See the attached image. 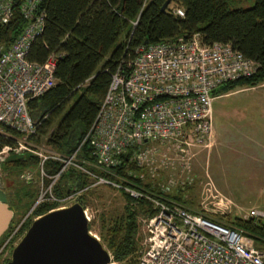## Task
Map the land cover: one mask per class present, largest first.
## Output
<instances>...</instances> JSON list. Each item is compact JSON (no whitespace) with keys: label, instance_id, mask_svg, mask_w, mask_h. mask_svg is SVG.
<instances>
[{"label":"built area","instance_id":"2783aa9c","mask_svg":"<svg viewBox=\"0 0 264 264\" xmlns=\"http://www.w3.org/2000/svg\"><path fill=\"white\" fill-rule=\"evenodd\" d=\"M43 2L0 0V28L8 26L17 14L24 20L17 38L8 46L0 45V135L12 137L11 131L19 135L16 146L0 151V168L12 154L31 153L40 158L42 174L41 191L29 214L0 243V258L21 239L15 240L37 206L55 202L59 207L54 210L63 209L79 202L93 188L107 186L132 200L150 202L157 211L153 217H139L147 233L139 264H264V248L257 247L242 230L190 212L170 198L173 190L178 192L192 182L188 175L192 159L213 137L214 100L223 96L220 92L224 87L254 76L259 64L230 43L206 44L201 34L177 42L138 46L127 51L113 73L97 118L76 150L68 157L43 151L31 141L39 126L28 106L30 100L57 84L55 54L44 64L29 60L33 43L44 32ZM173 12L185 16L181 8ZM86 145L93 162L83 157L82 163H77ZM124 157L136 164L139 172L128 169ZM49 159L61 163L59 172L50 177L44 172ZM91 166L116 174L118 181L95 174ZM71 167L87 174L89 184L58 198L53 189ZM122 167H126L122 175L115 173ZM131 177L151 184L156 192L128 185ZM45 178L50 179L47 187ZM207 199H213L215 209L222 214L232 210L233 203L218 194L211 193ZM84 211L91 224L92 211L88 206ZM245 218L264 220V210H251Z\"/></svg>","mask_w":264,"mask_h":264},{"label":"trees","instance_id":"16d2710c","mask_svg":"<svg viewBox=\"0 0 264 264\" xmlns=\"http://www.w3.org/2000/svg\"><path fill=\"white\" fill-rule=\"evenodd\" d=\"M237 1L246 0H44V32L33 43L29 60L44 64L55 54L57 63L54 74L57 84L28 103L32 118L39 126L38 134L31 141L41 144L45 140L44 143L52 151L70 156L95 122L112 75L123 57L127 51L144 45L146 41L149 44L177 42L181 38L201 34L206 44L230 43L246 58L257 62L259 69L254 76L224 87L220 94H227L237 87L255 88L263 85L264 0H255L251 8L233 9ZM174 8H181L185 16H177L173 12ZM134 22H137L136 26ZM23 28L24 20L17 14L8 26L0 28V45L8 46ZM11 134L12 137L8 138L0 135V151L16 146L19 135L14 131ZM90 152V146L86 145L77 163L81 164L83 157L92 163ZM123 159L128 169L139 172L136 164H130L126 157ZM40 162L38 156L30 153L12 154L4 163L2 171L8 176L14 174L23 177L28 170L39 166ZM60 168L61 163L51 159L44 163V172L49 177L58 173ZM89 168L97 175L118 181L114 173H105L93 166ZM125 168L116 169L115 173L122 175ZM130 179L128 185L156 192L151 184L133 177ZM89 181L87 174L71 167L56 183L53 193L63 198L74 189L86 187ZM49 184L50 179L45 178V187ZM190 189L191 185L188 184L170 198L187 210L194 211L193 200L183 195L184 191ZM14 191L18 199L22 200L21 189ZM122 195L127 203L121 213L111 216L104 213L100 216L99 238L111 252L113 263L139 264V217H153L157 211L150 202L132 200L123 192ZM30 196L31 208L36 198L33 193ZM79 202L84 208L87 207L86 196ZM58 207L59 204L55 202L37 206L15 240L23 237L34 220ZM222 219L210 220L231 229L242 230L257 247L264 248V220L236 217L228 218L224 223ZM13 230L11 227L1 240Z\"/></svg>","mask_w":264,"mask_h":264},{"label":"rangeland","instance_id":"374dc122","mask_svg":"<svg viewBox=\"0 0 264 264\" xmlns=\"http://www.w3.org/2000/svg\"><path fill=\"white\" fill-rule=\"evenodd\" d=\"M254 4L255 0L237 1L232 8H251ZM213 117V137L207 141V147L199 149L193 157L188 172L193 178L189 184L192 189L184 191L183 195L193 200V212L204 214L207 218H223L224 223L228 218L247 220L245 216L251 210H264V84L255 88L237 87L216 98ZM44 141L33 144L43 151H51ZM174 158L180 160L175 154ZM4 163L1 165L2 170ZM26 174L30 175L27 179L12 174L6 181L7 187L13 192L17 189L22 191V200L16 195L11 200L12 209H15L13 228L29 214L31 193L37 198L42 188L40 165ZM30 179L33 182L28 185ZM164 180L161 177L160 182ZM211 193L230 200L233 203L232 210L224 214L216 210L213 199H207ZM175 194H178L177 190H173L170 196ZM86 198L93 216L91 232L99 238L100 216L104 213L109 216L121 213L127 202L122 193L107 186L93 188ZM204 206L207 210H204ZM139 224L141 249L147 233L140 221Z\"/></svg>","mask_w":264,"mask_h":264},{"label":"water","instance_id":"95a60500","mask_svg":"<svg viewBox=\"0 0 264 264\" xmlns=\"http://www.w3.org/2000/svg\"><path fill=\"white\" fill-rule=\"evenodd\" d=\"M147 44L148 41L145 42ZM14 216L0 170V240L9 230ZM7 264L115 263L111 252L91 232L84 207L76 202L34 220L14 246Z\"/></svg>","mask_w":264,"mask_h":264},{"label":"flooded vegetation","instance_id":"af4514ba","mask_svg":"<svg viewBox=\"0 0 264 264\" xmlns=\"http://www.w3.org/2000/svg\"><path fill=\"white\" fill-rule=\"evenodd\" d=\"M0 170H1V174H2V179H3L4 184H5V190H6L7 194H8V204H9V207L12 209L11 200L15 197V191L13 193V190L7 187L6 181H7V179H9V176L6 173H4L1 168H0ZM12 210L15 212V209H12ZM11 227H12V224L10 225L9 229H11ZM1 241L2 240H0V243H1ZM10 248H8L7 252L0 258V261H2L3 263L5 261H8L9 259H11V254H12L11 251H12L13 248H11V249Z\"/></svg>","mask_w":264,"mask_h":264}]
</instances>
